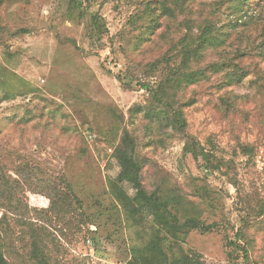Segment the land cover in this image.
<instances>
[{
	"label": "rangeland",
	"instance_id": "obj_1",
	"mask_svg": "<svg viewBox=\"0 0 264 264\" xmlns=\"http://www.w3.org/2000/svg\"><path fill=\"white\" fill-rule=\"evenodd\" d=\"M247 2L251 17L237 20L244 22L237 28L230 0H10L2 5L0 190L9 209L48 231L57 264H127L131 248L144 247L153 236L152 217H127L109 192V180L120 171L112 152L125 131L145 161V188L181 196L189 215L217 225L208 233L191 231L179 249L200 254L203 264H264V215H258L264 202V53L244 59L249 75L238 84L227 85L223 73L208 69L228 64L239 49L264 38V0ZM154 10L160 27L151 22ZM94 15L103 24L100 32L92 25ZM210 22L229 39L191 64L193 70H208V79L180 94L181 103L192 101L183 109L187 135L206 150L212 142L221 162L205 169L184 152L182 135L147 131L142 112L153 102L140 84L156 86L165 69L151 73L152 63L167 65L164 56L171 53L179 64L180 45L174 46ZM64 182L79 200L82 216L52 215L53 190L66 191ZM124 189L133 194L128 184ZM35 205L42 209L31 208ZM4 213L0 208V219ZM19 229L12 221L9 263L30 264L27 238H15ZM238 230L254 241L248 263L231 245H244L236 238Z\"/></svg>",
	"mask_w": 264,
	"mask_h": 264
},
{
	"label": "trees",
	"instance_id": "obj_2",
	"mask_svg": "<svg viewBox=\"0 0 264 264\" xmlns=\"http://www.w3.org/2000/svg\"><path fill=\"white\" fill-rule=\"evenodd\" d=\"M10 0H0V8ZM249 0H230V14L235 17L233 27H241L244 22L238 23L237 20L250 19L248 16ZM229 2V1H228ZM153 15L155 20L151 22L158 25L159 16ZM94 30L100 32L103 24L97 15L92 17ZM187 27V26H186ZM188 28V27H187ZM248 31L247 29H245ZM4 28L0 26V32ZM23 28L19 33H25ZM15 32L14 34H17ZM191 31L174 46V50L179 46L181 52V61L176 64L173 55L170 53L164 56L167 65L160 64L156 60L151 65V73L164 70L163 79L152 86L151 83H142L141 87L150 94L153 105L144 115L148 121L147 131L150 134H160L163 130L169 129L177 135H182L186 140L184 152L193 156L195 161L202 162V166L207 169L211 165H219L221 162L213 152L214 144L209 142L210 149H205L192 136L187 135V122L184 117V107L189 106L192 101L181 103L180 94L195 82H201L208 79L206 72L208 70H193L191 64L198 62L203 53L211 48H220L225 45L229 39V34L220 32L213 23L207 24L194 37L188 35ZM246 33L241 34V39L246 37ZM101 34V33H99ZM264 53V38L258 43L246 44L237 51V55L228 59V64H213L208 69L214 74L223 73L227 85L238 84L248 75V69L244 65V59H253ZM142 111V110H141ZM112 158L118 164L120 169L118 175L108 182L110 195L119 203L125 215L129 218H135L140 215L150 216L155 225V231L150 240L144 247H133L130 250V260L127 264H203L202 257L196 252H185L179 246L185 241L186 236L193 230L208 233L216 228V224H205L200 221L196 215H189L185 211V201L181 196L168 193L161 188L148 191L142 181V171L145 161L137 153L135 139L130 133L124 132L118 145L112 152ZM217 164H213L216 163ZM229 180L232 177L229 173H224ZM66 191L57 192L53 190L56 196V202L52 208V215L55 217H64L69 214L82 216L81 205L71 186L64 182ZM128 184L133 194L129 195L124 189ZM200 198L206 200V194L197 189ZM0 208L5 209V213L0 219V264H10L9 258L12 256L8 244V236L11 230V222H15L20 227L18 235L15 238L26 237L29 245L28 261L30 264H57L53 253L52 238L48 231L36 223L28 222L22 218L21 211L9 209L7 199L0 190ZM258 215H264V202L258 206ZM14 218L15 220L11 219ZM238 240H244V245L240 246L238 242H231L236 251L244 256V261L248 263L250 252L254 248L253 238L246 230H238L236 233Z\"/></svg>",
	"mask_w": 264,
	"mask_h": 264
},
{
	"label": "built area",
	"instance_id": "obj_3",
	"mask_svg": "<svg viewBox=\"0 0 264 264\" xmlns=\"http://www.w3.org/2000/svg\"><path fill=\"white\" fill-rule=\"evenodd\" d=\"M28 204V203H27ZM48 205H49V203H48ZM48 206H46V207H44V208H47ZM31 208H40L38 205H35L34 207H31ZM40 209H42V208H40Z\"/></svg>",
	"mask_w": 264,
	"mask_h": 264
}]
</instances>
